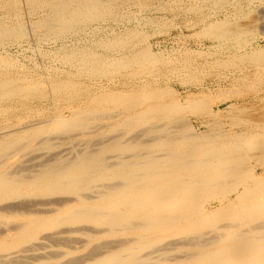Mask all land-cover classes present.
<instances>
[{
  "label": "bare ground",
  "instance_id": "6f19581e",
  "mask_svg": "<svg viewBox=\"0 0 264 264\" xmlns=\"http://www.w3.org/2000/svg\"><path fill=\"white\" fill-rule=\"evenodd\" d=\"M4 1L6 9L16 12L13 14L17 18L20 11L15 0H12L15 6L11 0ZM112 1L116 0H51L45 4L42 1L43 9H49L50 14H46L49 17L34 21L32 27L40 33L58 35L83 23H102L109 12L113 14L118 9L106 5ZM31 2L38 4V0L28 3ZM227 22H209L201 34L212 42L214 53L219 57L233 55L236 58L232 60L236 61L240 59L238 53H248L242 46L243 39L232 42L251 32L246 30L241 34L230 30L231 24ZM14 27L0 24L1 43L25 34L20 25L17 30ZM121 45H118L120 49ZM254 50L249 52L254 54ZM136 51L127 52L117 60L106 58L105 54L91 59L90 54L88 58L76 60L67 55L63 60L74 59H69V63L79 67V73L75 74L89 75L85 78L105 76L110 70L123 68H131L136 73L138 68L143 69L146 60L149 67L154 62L150 51ZM257 55L255 60L250 57V61L258 58L257 63L264 62V49L260 48ZM222 63L225 60L218 58L215 65ZM74 82L54 79L48 83L54 95L52 115L0 129V264H264V115L256 126L253 123L239 132L217 127L198 133L188 123L187 111L206 112L211 119L219 114L211 103L205 102V93L199 98L188 94L185 105L173 99L174 102H169L163 94L170 89L162 88L154 80L140 85L141 90L131 86L135 91L129 92L123 103L114 97L120 92L111 91L107 97L90 99L86 108H68L65 102L70 98L66 99V91ZM21 87L22 93L28 85ZM40 88L42 91L43 87ZM34 95L30 97L37 100L35 97L39 95ZM106 99L115 107L108 109ZM63 102L65 107L61 106ZM40 149L51 153L44 151L39 153L40 158H28Z\"/></svg>",
  "mask_w": 264,
  "mask_h": 264
},
{
  "label": "rangeland",
  "instance_id": "374dc122",
  "mask_svg": "<svg viewBox=\"0 0 264 264\" xmlns=\"http://www.w3.org/2000/svg\"><path fill=\"white\" fill-rule=\"evenodd\" d=\"M2 1H0V17H1L0 18V24L1 23L4 25L6 24V26H9V27L15 26L16 30L18 29V27L20 25V27L22 28V31L25 34L23 36L15 37V39H14V37H12V38H10L11 40L6 39L5 41H2V43L0 42V61L4 62L2 64H6L9 67L8 68L6 65L2 66V64L0 63L1 64L0 67L2 66V68H0V84L3 83V80L5 83V85H3L4 83L2 85H0V88H1L0 89V95H2L0 97V129H6V128H9V126L11 128H13L17 124L23 125V124L27 123V121L30 122V121L34 120L35 118L37 119L39 117L40 118L45 117V115L46 116L52 115L54 112L53 107H55V104L53 105V103H54L53 96L54 95L52 94V92H50L52 90V88H51L52 85L50 86L49 84L54 79H59V80L72 79L73 82L75 81L72 84L73 86L72 87L69 86V89L66 91V95H67L66 99L68 100V98H70L69 102H65L66 107H68V108L69 107L70 108L76 107L79 109H80V107L86 108L87 105L90 103V101H92L90 99H92V98L96 99V98H98V96L99 97H102V96L107 97V94H111L113 91H114L113 92L114 94H117V93H115V91L120 92V93H118V95H114V97L118 98L117 101H119L120 103H123V101H125L128 98L127 95H129V92L131 93L135 90H139V89L141 90L143 88V87H141L142 84L147 85V83L149 81L151 82V81L157 80L159 85L162 88H164V89L166 88L167 90L170 89V92L163 94L164 95L163 97L165 98V100L166 101L170 100L169 102L176 101L178 103L180 102L181 105L182 104L185 105L186 100L184 101V98L188 94L192 93L194 96L193 98H196L197 96L201 97L200 96L201 93H205V96H204L205 102H208V104L211 103L213 105L212 107L215 110V112L219 113V114L217 115V118L211 119L210 117H208L206 112H201V111L198 112L196 110L197 112L192 111L190 113L189 111H187L186 115L189 118V119L187 118L188 123L191 126H193L195 129L197 128L196 132H198V133L202 132V131L209 130V128H211L212 130H215L217 127L224 130V131L226 130V131H230V132H239L242 128L246 129L247 127H249L253 123H254L253 125L256 126V124L260 123L259 122L260 119H261V121L263 120L262 116L264 115V74H263L264 62L261 60V61H258V63H257L258 58L256 59V61L252 62L253 60L250 61L251 59H249V58L251 57L255 60L254 57L258 56L257 54H258V51L260 50V48L264 49V29H263L264 28V8H263L264 7V0H254V1L253 0H227V1L225 0L226 1L225 3L223 2L224 0H220V1L218 0V2H217V0H215V1L214 0H125V1L124 0H122V1L116 0L117 2L115 1V3H113V1H112V4L106 2L107 3L106 5H108V6H111V5H112L111 7L117 6L118 11L114 10L113 14H112V11L109 12L111 15L108 13L106 15L107 18L104 17L105 18L104 22H102V23L89 22L86 25L84 23L80 24V26L78 25L76 27V29L68 31L67 33L65 32L66 35L64 33H59L58 35L57 34L47 35L48 33H40L39 30H35L36 28L32 27V26H34L33 23L38 22L43 18L45 19V18L49 17L48 15H46L48 13L50 14L49 9L48 8L43 9V7H45V6L42 5V3L45 4L44 2L47 3V1L49 2L51 0H40V2L38 0V4H36V5L34 3L32 4V2L28 3V2H30V0L29 1L28 0H17V1L15 0L16 7L18 8L17 10L20 11L17 14V16H18L17 18L14 15V14H16V12L11 13L10 10L6 9V7H5L6 2L4 0H2ZM121 2H123V3H121ZM40 3H41L42 8H40V6H39ZM14 4L15 3L13 2V4H11V5H14ZM30 4L32 5V8H31ZM33 8H35V9H33ZM198 8H199V10H198ZM199 11H200V13H199ZM13 15H14V17H13ZM108 15H109V17H108ZM244 15H245V17H244ZM225 19L230 21V22H227ZM218 21L224 22V23L227 22L228 25L231 24L229 26V29L235 30L241 34L243 32H245L246 30L249 33L251 32L252 35L247 34V32H246V33H244L246 35L243 34L244 36L241 35L240 36L241 38L238 37V39H236L235 42L234 41L232 42V43L241 42L243 39V41L241 43H242V46H244L247 49L248 54H245L244 52L238 53V55L240 56V59H243L241 54L244 55L245 59H243L242 61L240 59H237L236 61L232 60V59L236 58L233 55H232V57L231 56L219 57L216 53H214V50L212 47L213 46L212 42L210 40L206 39L205 35L202 36L203 34H201V33L204 32V30L206 29V26L208 25L209 22L211 23V22H218ZM236 22H237V24H236ZM13 23H14V25H13ZM238 23L240 26H238ZM141 25H143V26H141ZM248 26H250V27L248 28ZM15 27H14V29H15ZM24 28H26L27 30L25 31ZM243 28H245V30ZM247 28L250 30H248ZM127 29H129V30H127ZM31 30H33L34 34ZM124 30H125V32H123ZM26 33H27V35H26ZM42 34H43V36H42ZM35 35H38V36H35ZM135 35H136V37H135ZM24 36H26V37H24ZM143 38L146 42L143 40ZM244 38H246L248 40H244ZM76 40L78 42H76ZM112 40L114 41V44H116L115 43V40H116L117 45H114ZM100 41L101 42L105 41V42L102 44ZM110 41L112 42L113 46L111 45ZM251 41H252V43H251ZM123 42H125V44ZM137 42L138 43L140 42V43L137 45ZM244 42H245V44H244ZM107 43H108V45H107ZM122 43L124 44V46ZM135 43H136V45H135ZM105 44H106V46H108V48H106L104 46ZM100 45L103 46L104 48L101 47ZM109 45H111L112 52L109 48L110 47ZM118 45H121V49H120V46H118ZM105 48L108 49L107 52L105 51L106 50ZM112 48H114V49H112ZM122 48H124V49H122ZM118 49H119V52H118ZM144 50L150 51V55L152 54L151 59L153 58V60H151V62L152 61H154V62H152L150 64V67H149V63H148L149 60H146V63H148V64L145 63L143 69H141V70L138 68V71H136V73H133L134 70L131 68L130 69L123 68L120 70L117 69L116 71L113 70L114 72L112 70H110L109 74H106L105 76L100 75L99 76L100 78L98 76H94V77L90 76V77L85 78L86 74L81 73L82 75L80 74V76L76 75L77 72L79 73V71H78L79 67L78 66L75 67V65L72 66L69 63L71 58H74L75 60L79 59V58L80 59L81 58L82 59L88 58L90 54H91V56H93V57L90 56L89 57L90 59L94 58V57H102L105 54L106 58H110V59L113 58V60H114V57H115V59L117 60V59H121L123 54H125L127 52H135V51L136 52H138V51L139 52L140 51L145 52ZM250 50L251 51L254 50L255 53L253 54L252 52H249ZM87 52H89V53H87ZM122 52H124V53H122ZM79 53H81V54H79ZM92 53L93 54L95 53V56ZM67 55H69L71 57V58H69L70 60L67 58L68 62L63 60V58L69 57ZM117 55L119 56V58ZM2 56H3V58H2ZM214 57L217 60H218V58L221 60H225V63H222L225 66H223L222 64H220V66H216L215 62L217 60ZM227 57H228V59H227ZM6 58H7V60H6ZM53 58H55V59H53ZM237 58H239V57H237ZM74 59H72V60H74ZM229 59L232 60L234 63L232 61H230ZM238 60H240V61H238ZM245 60H246V62L248 61L247 64H246ZM226 61L229 62V64ZM235 62H236V65H235ZM253 64H255V65H253ZM228 65H229V67H228ZM242 65H245L246 67L245 66L242 67ZM247 65H248V68H247ZM251 65H253V66H251ZM70 66H71V68H70ZM221 66H223V67H221ZM80 70H82V69L80 68ZM143 70H145V71H143ZM82 71H80V72H82ZM198 71H199V73H198ZM261 71H263V72H261ZM75 72H76V74H75ZM127 72H129V73H127ZM139 72H141L143 74L147 73V75H143V74L141 75V73L139 74ZM252 72H253V75H252ZM255 72H258V73H255ZM73 73L75 74V76H72V75H74ZM122 73H125V74H123V76H122ZM18 74H20V75H18ZM68 74H72V75H68ZM130 74L131 75L133 74V76H130ZM135 74H137V75H135ZM244 74L245 75L247 74V75L244 76ZM237 75H238V77H237ZM241 75H242V77H241ZM86 76H89V75H86ZM125 76H126V78H125ZM18 78H20L21 80L24 79L25 81H19ZM239 78H241V79H239ZM8 79H10L9 83L7 81ZM12 79H14V80H12ZM17 79H18V81H17ZM11 80L13 81V83ZM37 80H39V81H37ZM5 81L8 83V86H6L7 84ZM15 81H16V83H15ZM33 81L38 82L39 84H40V82H42L43 84L36 86L37 83H34ZM116 82H117V84H116ZM126 82H127L128 86H126L127 84L123 85ZM129 82H131V83H129ZM140 82H141V84H139ZM32 83L34 84V86H32ZM16 84H18V85H16ZM29 84L34 88L33 91H32L33 88ZM88 84L89 85L91 84L92 86L91 85L89 86ZM20 85L21 86L24 85L25 87L28 85V87H30V89L27 87L26 88L27 91H26V89H24L21 93L19 91V87H21ZM145 85H143V86H145ZM4 86H6V90L4 89L5 88ZM9 86L11 88L14 87L13 89L14 90L16 89L17 92L14 91L13 89L9 88ZM16 86H18V87H16ZM24 86H22L21 88H25ZM46 86H47V88H46ZM74 86L76 87V89L74 88ZM131 86L133 87V89L135 88V90L131 89L132 88ZM138 86H139V88H137ZM35 87H36V89H35ZM40 87H43L42 89L45 91H43V90L41 91ZM49 87L51 88V90ZM81 87H82V89H81ZM83 87L85 88V90ZM88 87H89V89H88ZM113 87H114V89H113ZM45 88L48 90H46ZM150 88H152V87L150 86ZM28 89L31 91H29ZM80 89L82 91H80ZM1 90H2V92H1ZM39 90L41 91V93H40L41 95L39 93H37V92H39ZM72 90H73V92H72ZM98 90H99V92H98ZM7 91H9V93H7ZM12 91H14L13 94L11 93ZM174 91H176L175 92L176 94H173ZM33 92L35 95L38 94L39 96L35 97V95L32 94ZM43 92L45 95L48 94V96H45L43 94V96H44V98H43V96H42ZM125 92H126V95H124ZM73 93H75V94H73ZM8 94H9V96H6ZM171 94H173L174 96L173 95L171 96ZM179 94H180V96H178ZM10 95H11V97H10ZM26 95H28L29 97L34 95V97L37 98L38 101L36 99L32 100L33 97L32 98L30 97V99H29L28 96L25 97ZM18 96H19V98H18ZM20 96H23V98ZM123 97H124V99H123ZM199 97H197V98H199ZM46 98H47V100H46ZM71 98L72 99L74 98V99L72 100ZM78 98H79V100H78ZM24 99H25V102H23ZM27 99H29V100H27ZM107 99L105 100V101H107L106 103H108ZM50 100H51V102H50ZM28 101L30 103H28ZM65 103L63 102V105L61 104V106L65 107ZM82 103L83 104L86 103V104H84L85 106ZM260 103H262V105ZM18 104H19V106H18ZM20 104H22V105H20ZM47 104L49 106H47ZM113 104H114V102H113ZM106 107L108 109L111 107L114 108L115 105H112V103H110V101H109V103L106 105ZM243 109H245V111ZM35 110H37V111H35ZM109 111H113V109L109 110ZM188 113H189V115H188ZM260 115H261V118L259 117ZM242 117H244V119H246V120H249L250 123L247 121L243 122L245 120ZM239 119L243 123L242 122L240 123ZM251 120H253V122ZM255 121H256V123H255ZM22 122H25V123H22ZM235 122H237V123H235ZM231 124H233L234 126L232 127ZM236 126H238V127L240 126V127L238 128ZM18 127H21V126H18ZM258 129L259 128L255 129V130L260 132V130H258ZM42 138H44V137H42ZM44 151L45 152L47 151L48 154L51 153V151H49L47 149H45ZM44 151H41V149L35 150V151H33L32 154H29L28 158L31 160H32V157L40 158L42 154L39 155V153L40 152L44 153Z\"/></svg>",
  "mask_w": 264,
  "mask_h": 264
}]
</instances>
